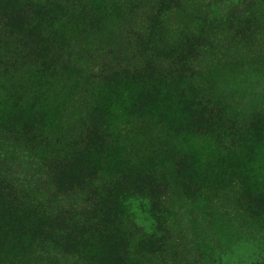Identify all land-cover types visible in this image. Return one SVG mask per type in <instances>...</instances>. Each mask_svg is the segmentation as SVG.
<instances>
[{"label":"rangeland","instance_id":"rangeland-1","mask_svg":"<svg viewBox=\"0 0 264 264\" xmlns=\"http://www.w3.org/2000/svg\"><path fill=\"white\" fill-rule=\"evenodd\" d=\"M2 1L0 11L19 10V0ZM167 1L33 0V10L43 5L33 18L0 16V171L26 185L52 172V164L63 169L59 155L72 154L63 177L72 196H85L93 208L81 228L94 240L76 259L63 254V245L56 256L46 238L57 228L31 214L28 227L0 231V264H210L216 256L220 264H264V252L245 241L264 232V113L256 114L264 110L263 33L209 41L186 72L134 61L121 81L135 94L127 90L123 100L115 86L86 80L95 46ZM257 4L264 9V0ZM167 22L164 40L168 30H189L185 20ZM142 48L152 60L174 53L154 40ZM62 66L68 70L60 78ZM145 75L151 85L135 78ZM178 101L191 110L142 118L147 108L164 111ZM204 108L213 111L197 115ZM69 128L68 140L84 133L81 150L58 142ZM46 198L37 197L35 209ZM17 214L0 184V227ZM65 219L67 227L79 220Z\"/></svg>","mask_w":264,"mask_h":264},{"label":"trees","instance_id":"trees-1","mask_svg":"<svg viewBox=\"0 0 264 264\" xmlns=\"http://www.w3.org/2000/svg\"><path fill=\"white\" fill-rule=\"evenodd\" d=\"M19 1V10H15L16 13L9 14L1 10L0 16L12 22L11 19L16 20L19 17L23 20L33 18L34 13H41L42 11L38 8H43V5L35 7L36 9L33 10L34 8L32 7L36 6L33 0ZM244 1L245 2L239 3L234 0H169L163 5H151L139 12V14L127 25H120L116 29H113L99 46H95L92 49V53L88 58L89 61H86L90 63L92 69L87 72L86 80L93 83L95 86H115L119 93L118 96L123 100L127 95V90L135 94L133 91L124 88L121 81L126 77L124 74H128L126 68H130L132 66L130 63L134 61L145 65H151L157 62L158 67L174 66L177 72L179 70L186 72L190 68L195 67L196 63L200 62V59L195 53L209 41L221 42L222 40L224 41L225 38L249 39L258 33H263L264 35V9L259 8L257 4L258 0H254L253 2L252 0ZM1 4H3L2 0H0V7H2ZM155 19L158 21L156 24L153 23ZM167 20H185V23H189V30L185 29L186 26H184V29L181 28L178 29L179 31L175 32L168 30V37L164 40L161 34L168 23ZM152 32L154 33L153 35ZM150 40L156 42L157 49L160 48L161 45L162 47L167 45L169 48L173 49L174 53L169 57L158 56L154 58L155 61L152 60L148 57V52L142 48V43ZM158 42L160 45H158ZM65 70L68 69L62 66L55 72H58L59 77L62 78V74H64ZM135 78L139 79L143 86L153 83L151 78L146 75L142 78ZM139 89L140 87H138V90ZM174 104H170L171 107L164 111L147 108L142 118H148L152 114L167 115L175 111L182 113L183 111L185 112L186 109L191 110L181 101ZM141 105L144 106L145 104L141 102ZM13 106L14 104L7 105L6 107L11 108ZM117 106L119 111H126L123 104ZM227 106L229 107L228 104ZM196 111L198 112L197 115H206L210 114L213 108H204ZM238 113L243 114L241 112ZM258 113H264V110L263 112H256V114ZM93 124L94 120L90 121L88 128ZM1 131L3 130L0 127V133H2ZM70 131L71 128L67 130V135L62 136L58 142L65 143L67 148H72L74 146L79 150L84 148L85 139L83 141L80 139L85 138L82 130L79 131V137L76 141L68 140L71 138L69 137ZM78 141L79 144H77ZM72 156L73 155L70 153L63 156L59 155L57 160L64 165L63 169L56 164H52V172L49 171L45 175L34 178L26 185L24 184L26 182H12L11 179L8 178V175L0 171V184H3L14 197L16 211L18 212L15 222L5 220L0 227V231L6 230L10 232L14 230V228L16 230V228L28 227L25 223L27 222L26 216L36 214L38 220L47 222V227L50 231L56 230L54 228L52 229L50 224H54L57 228V236L54 235L52 238H46V242H50L56 246V251H54L56 256L62 254L59 249L60 245H63L61 249L64 251L63 254L72 255L75 259L80 256L79 254L81 252L87 253V243L89 240H93V238L91 235L84 234V227L90 224L93 208L87 205L88 202L85 201L86 197L84 195L83 200H79V198L72 196L73 192H71V188L66 186L63 171ZM37 197H47V200L39 206L38 210L34 207ZM185 197L190 202L189 205L194 202L195 198L193 199L186 194ZM33 208L34 212L31 213L30 211ZM196 208L199 207L196 206ZM66 217L69 222L72 217H78L79 220L75 221L76 223L71 222L72 225L67 227L68 225H66L67 222L65 221ZM3 221L4 220L1 222ZM246 222H243L241 226L250 234L252 230ZM62 225H65V229L60 230V232L63 231L68 233L65 237L61 236L58 230ZM82 225L84 227L81 228ZM161 229L163 232L166 229V236L170 235L167 227L163 228V226H161ZM73 232H76V234L73 235ZM245 241L251 243L255 250L264 252L263 230L256 234L251 233L250 237L246 238ZM227 247L228 244L226 248ZM210 264H220L217 256L215 258L213 257Z\"/></svg>","mask_w":264,"mask_h":264}]
</instances>
